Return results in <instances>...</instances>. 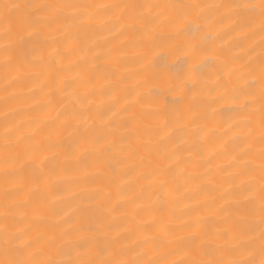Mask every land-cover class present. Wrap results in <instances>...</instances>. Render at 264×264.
Segmentation results:
<instances>
[{"label":"bare ground","instance_id":"bare-ground-1","mask_svg":"<svg viewBox=\"0 0 264 264\" xmlns=\"http://www.w3.org/2000/svg\"><path fill=\"white\" fill-rule=\"evenodd\" d=\"M144 2L226 4L233 0H3L19 5L12 10L13 21L33 12L29 6L36 4L93 6L86 10L83 22L64 15L73 11L65 9L61 19L43 30L47 39L55 38L53 47H61L62 63L70 65L71 70L49 74L43 67L28 66L27 45L19 50L16 63L7 67L0 63V161L6 156L14 161L8 166L7 176L0 163V227L7 225L9 233L19 235L17 243L21 246L27 242L44 248L46 256L57 260L92 259L94 253L78 245L90 238V229L111 224V231L101 239L128 250L125 258L164 264L184 256L174 251L187 235L186 224L199 221L212 231L231 229L239 215L236 202L248 195L238 194L241 185L254 182L253 195L258 204L262 147L259 67L264 58L258 27L254 32L231 31L225 21L206 28L217 34L211 52L190 55L185 64L183 54L175 49L189 41L196 42L189 33H178L176 27L154 28L152 38L141 46L139 36L122 27L129 23L126 12L116 10L109 16L95 7ZM3 3L0 15L6 11ZM221 11L216 10L217 17ZM118 16L121 19L117 20ZM69 28L78 30L79 39L64 51L62 38ZM50 51L46 46L42 53L47 57ZM204 55L215 57V62L189 73L188 69L199 64ZM225 67L232 70L231 74ZM71 77L85 84L78 92L97 90L92 97L95 106L113 105L105 118L115 128L111 137L115 139V150L103 159L97 157L89 143L80 142L78 147L70 148L73 129L60 126L63 118H58V113L73 106L75 95L71 90L60 91L59 81ZM184 77L201 82L196 101L198 118L191 111L192 94L171 87ZM251 81L255 83L250 87ZM105 89L111 99L99 94ZM249 91L252 95L245 94ZM245 103L249 104L247 109L241 107ZM146 114L157 118L145 119ZM133 115L136 120L130 125L131 131L125 132L120 125ZM165 120L174 129L171 142L161 139L167 128L151 136L142 133V128L149 125L161 129ZM122 132L124 139L120 138ZM204 133L206 150L201 157L199 137ZM54 142L63 144L53 150L58 154L56 173L38 180L32 158L24 155L25 147H40L35 154L38 163L52 155L47 148ZM164 170L167 175H160ZM154 173L155 183L165 180L173 189L162 198L143 178ZM9 190L20 195L6 199ZM249 235L252 234L230 232L220 243L231 246L247 240ZM254 235L259 258L258 214ZM49 242H54L51 248Z\"/></svg>","mask_w":264,"mask_h":264},{"label":"snow or ice","instance_id":"snow-or-ice-1","mask_svg":"<svg viewBox=\"0 0 264 264\" xmlns=\"http://www.w3.org/2000/svg\"><path fill=\"white\" fill-rule=\"evenodd\" d=\"M3 3V0H0ZM5 12L0 15V24L5 26L0 27V63L7 67L16 63L19 50L25 48V63L32 68L43 67L49 74L58 73L63 69L71 70L70 65H64L61 47L59 45L53 47L56 43L55 38L51 41L46 38L44 28L47 25L62 18L65 9L73 10L64 15H71L74 19L83 22L87 16V9L92 5H81L73 3L60 4H36L29 7L34 8L33 12L26 15L18 16L15 21L11 19L12 10L19 8V5L3 3ZM98 12H104L109 16L113 11L120 10L121 13H127L129 23L123 25V28L129 30L133 36H139L141 46L152 38L154 28L158 27H176L178 33H189L192 41L187 42L184 46L175 49L183 54V62L188 63L190 55L196 56L211 52V46L216 39L217 34L206 31L214 24H224L228 21V28L231 31L240 29H248L252 32L258 27L261 33V45L264 46V0H233L226 4H204L199 2L190 3H151L144 2L140 4L115 3V4H100L95 6ZM212 9L213 11H208ZM163 10H167L169 14L165 15ZM216 10H223L219 17L216 16ZM121 19L120 16L116 17ZM257 20L259 23L257 24ZM24 33V35H21ZM79 39L78 30L67 29L62 38L64 51L69 50V46L74 40ZM50 47L51 51L45 57L42 53L44 47ZM30 56L31 59L27 57ZM216 58L210 55H204L199 64L192 65L189 73L198 72L202 65H212ZM226 72L231 74V69L225 67ZM260 78L261 91L259 97L260 104V143L262 145L260 158V184L257 196L253 195L255 191L254 182L250 181L246 185H241L238 189V194L243 196V193L248 195L243 196L242 200L236 202V208L239 215L232 222L230 230L212 231L207 227H202L199 221L186 224L188 230L187 235L179 241V247L174 251L175 255L184 256L174 261H165L164 264H264V58L260 62ZM219 79V78H218ZM56 81H50L55 83ZM60 91L71 90L75 95L73 106L66 108L63 112L58 113L60 126L63 128L73 129V139L69 147L77 146L80 142H85L93 145V152L98 158L103 159L109 153L115 150V139L111 138L115 135V128L110 120H106L107 112L112 110L111 103H103L100 106H95L92 97L97 94L95 88H87L86 91L80 93L78 88H84L85 84L79 82L75 77L64 78L59 81ZM198 79L184 77L181 78L179 84H173L171 87L183 89L186 93H191V111L194 118H198L199 105L197 101V93L200 87ZM213 83H216L214 81ZM254 81L249 82V86L254 85ZM100 95L109 96L112 98L108 90H101ZM246 95H252L249 91ZM247 109L248 103L241 106ZM127 110V109H125ZM94 111V115H90ZM155 114H146L145 119H156ZM136 120L135 115L130 120L121 123L120 127L125 132H130V125ZM169 121L165 120L161 129H157L151 125L142 128L144 135H155L159 130L167 128L161 139L172 141L173 128L168 127ZM174 123V122H173ZM247 124L248 121L246 120ZM206 137L204 133L200 135V144L198 147V155L203 156L206 150ZM120 138L124 139L125 133H120ZM210 142V141H208ZM183 141H181V144ZM62 142H54L48 145L47 150L52 152L51 156L40 159L38 163L35 159V154L40 151V147L33 144H28L25 147L24 155L32 158L34 171L37 173L38 180L47 179L48 175H55L56 162L58 154L53 151L58 147H62ZM180 145H175V149H179ZM19 155V154H17ZM13 159L9 156L4 157L0 163L4 167L5 175H9L8 166L13 163ZM111 166V165H109ZM15 171V169H13ZM160 175H167V171H161ZM154 174L144 176L151 187L155 189V194L158 198L171 192L173 189L165 180H160L155 183ZM35 191V190H34ZM18 191H6V199L18 196ZM115 209H113L114 211ZM258 214L259 222V258L256 254V221ZM7 212L5 213V219ZM111 231V224L102 226L100 229L91 230L93 234L88 239H84L78 247H87L94 253L92 259H75V260H57L51 256H46L45 249L34 247L31 243H25L23 246L17 243L21 239L19 235L9 233L7 225L0 227V239L3 244L0 246V264H160L159 261L144 260L142 258H125L128 256V250L117 248L115 244L107 239V233ZM230 232H247L251 233L247 240L238 241L236 244L227 246L220 243L225 240ZM54 242H49L48 247L51 248ZM34 250L29 251V249ZM67 254V253H62ZM203 256L207 259H200Z\"/></svg>","mask_w":264,"mask_h":264}]
</instances>
